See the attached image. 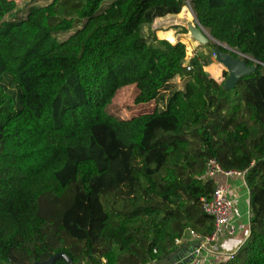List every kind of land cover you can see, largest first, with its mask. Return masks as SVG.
<instances>
[{
	"label": "trees",
	"instance_id": "trees-1",
	"mask_svg": "<svg viewBox=\"0 0 264 264\" xmlns=\"http://www.w3.org/2000/svg\"><path fill=\"white\" fill-rule=\"evenodd\" d=\"M186 1L213 40L254 66L233 89L200 57L186 71L183 42L142 37L141 25ZM15 7L0 0V264L58 252L71 264L166 263L185 229L212 230L200 200L214 183L197 179L209 159L246 170L248 235L222 264H264V0H51L6 20ZM132 85L133 104L153 110L109 115L115 92ZM44 197L63 200L53 231Z\"/></svg>",
	"mask_w": 264,
	"mask_h": 264
},
{
	"label": "rangeland",
	"instance_id": "rangeland-1",
	"mask_svg": "<svg viewBox=\"0 0 264 264\" xmlns=\"http://www.w3.org/2000/svg\"><path fill=\"white\" fill-rule=\"evenodd\" d=\"M14 1L16 3L15 10L5 18L6 20L22 19L27 13L29 7L44 6L50 3L51 0H14ZM101 7H103V4L100 6V8ZM191 25H194L193 14L188 1H186L185 6L182 8L179 14L175 16H166L163 18H157L153 20L150 24H143L140 26V32L142 37L145 39V41L153 46L157 45L158 39H165L170 41L171 43L176 42L178 40L183 42L187 49L190 47L198 52L199 57L201 58L200 62L203 68H206V70L212 74L211 71L213 68H215L216 66L217 68H221L219 67L218 63H216L214 60L213 48L208 45L209 43L205 45H199L198 43L194 42L191 39V37L189 36L186 30V28ZM79 27L80 25L77 26L75 29L69 31L68 33H63L58 35L56 38L58 40H64ZM205 32L207 31L205 30ZM223 70L225 71L224 68ZM224 71H222V73L220 74L219 81H222L225 78L223 75ZM184 80H185V76L175 77L174 79H172V81L169 84V86H171V90L182 89ZM135 95H136V89L133 85L127 86V88L123 87L117 90L115 92L113 99L111 100V103L106 108L107 113L119 120H127L139 114L150 113L153 110V105L152 104L134 105L133 98L135 97ZM188 137L194 147L196 144L199 146V142H200L199 140H193L192 137L190 136ZM177 163L181 165L183 162L178 160ZM67 197L65 198L67 199ZM62 202L63 200L57 203V201L49 197H44L40 201L41 213L44 215L50 214L48 216V218L52 222L48 225V230L50 231H53L56 225V217H57V213H55V211L57 210L56 205H61ZM99 264H102V259Z\"/></svg>",
	"mask_w": 264,
	"mask_h": 264
},
{
	"label": "built area",
	"instance_id": "built-area-1",
	"mask_svg": "<svg viewBox=\"0 0 264 264\" xmlns=\"http://www.w3.org/2000/svg\"><path fill=\"white\" fill-rule=\"evenodd\" d=\"M198 57L199 54L195 49L186 48L182 64L186 71H191L190 60ZM152 105L155 107L154 103ZM245 175L246 170L226 171L219 166L215 159L207 160L203 173L197 179L200 181L211 180L214 183V189L209 196L200 200L202 211L213 220L212 230L208 235L202 236L189 228L185 229L179 237L174 239L175 251L171 259L182 249H186L188 246L190 248L180 259L175 260L172 264H189L194 260H199L203 264H222L218 260L219 257H225L230 260L234 256L236 252H220L217 248V242L224 232L229 236L235 234V228L230 222L233 203L228 197L230 192L228 179L238 178L244 183ZM171 259H168V261ZM102 264H106L104 259H102ZM149 264H156V262L152 261Z\"/></svg>",
	"mask_w": 264,
	"mask_h": 264
},
{
	"label": "crops",
	"instance_id": "crops-1",
	"mask_svg": "<svg viewBox=\"0 0 264 264\" xmlns=\"http://www.w3.org/2000/svg\"><path fill=\"white\" fill-rule=\"evenodd\" d=\"M212 69V74L209 73V71L206 70V68H203L208 75H210L211 78L216 80L217 82H220V74L222 73L223 68L220 64ZM170 88L168 90L163 91V95L161 94L159 99L156 101V104L160 106L164 103L165 98L169 94ZM166 94V95H164ZM153 101L147 104H152ZM222 180V179H221ZM228 183L230 186V192L228 194V197L232 200L233 203V209L232 213L230 215V222L235 228V234L233 236H229L227 233H223L217 242V248L222 253H234L237 252V250L240 248L242 243L245 241L247 235H248V224H249V210H248V190L245 186V184L242 182L241 179L238 178H229ZM190 248L188 246L186 249H182L179 251L177 255L173 257L170 261H167L164 264H172L175 260L180 259L182 255L186 253V251ZM218 260L221 263H225L228 260L225 257H219ZM189 264H203L199 260H194L190 262Z\"/></svg>",
	"mask_w": 264,
	"mask_h": 264
},
{
	"label": "water",
	"instance_id": "water-1",
	"mask_svg": "<svg viewBox=\"0 0 264 264\" xmlns=\"http://www.w3.org/2000/svg\"><path fill=\"white\" fill-rule=\"evenodd\" d=\"M193 19H194V25L188 26L186 30L194 42L198 43L199 45H205L210 42H213L216 45L221 46L226 50H228L229 52H231L232 54L236 55V57H233L229 53L221 52L218 48L213 49L215 62L220 64L227 73L226 77L223 79L222 82V90L228 91L233 89V87L237 84V82L241 77L248 76L254 71L255 69L254 66L246 65L243 59L246 58V56L238 53L233 49H229L225 45L220 44L215 40H213L210 37V35L207 32H205V30L198 24L194 15H193ZM56 259H62L67 264H71V259L65 256L63 253H59V252L53 254L47 260L41 262H33L31 264H52Z\"/></svg>",
	"mask_w": 264,
	"mask_h": 264
}]
</instances>
